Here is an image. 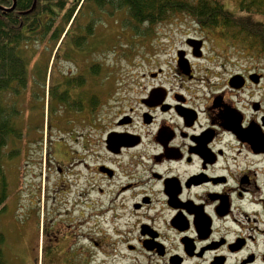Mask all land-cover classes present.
<instances>
[{
    "label": "flooded vegetation",
    "instance_id": "obj_1",
    "mask_svg": "<svg viewBox=\"0 0 264 264\" xmlns=\"http://www.w3.org/2000/svg\"><path fill=\"white\" fill-rule=\"evenodd\" d=\"M82 1L46 34L52 14L20 25L26 66L0 92V264H264V4L222 6L228 28L171 21L108 102Z\"/></svg>",
    "mask_w": 264,
    "mask_h": 264
},
{
    "label": "trees",
    "instance_id": "obj_2",
    "mask_svg": "<svg viewBox=\"0 0 264 264\" xmlns=\"http://www.w3.org/2000/svg\"><path fill=\"white\" fill-rule=\"evenodd\" d=\"M78 2L79 0H15V7L11 14H7V17L0 16V92L7 87L8 68L22 69L26 66L25 61L20 56L21 51L19 54V48H16L26 40L20 25L27 28L36 27L37 14H52L55 19H50L46 26V34L50 26L56 22L57 16L55 13L62 12L67 5H72L64 15V19L68 21ZM33 3H35L34 9L27 13L28 16H25L29 22H25L23 21L24 18L20 17L17 12L30 10ZM240 3L264 4V0H241ZM82 4L84 5L81 11L79 10L75 21H77L81 31H84L85 26H88L89 32L91 30L92 34L96 20H101L100 16L106 13L108 17L114 18L116 12L117 16L123 15L122 30L131 32V42L123 45L126 51L121 53V56L125 59L136 58L138 53L144 51L146 38L155 32L154 30L160 23H166L169 20L185 16L196 22H201L202 25L208 28L216 27L217 25L214 23L218 19L224 20L226 28H228V20L231 17L230 13L224 10L223 5L217 0H195L193 3L188 2V0H85L82 1ZM0 5L10 7L12 0H0ZM213 6L217 7L213 8ZM119 8H122V10L115 11ZM105 9H107L106 12ZM44 20H46L45 17ZM9 43H13L11 47ZM79 43L81 44L82 41H79ZM92 108H96L94 103Z\"/></svg>",
    "mask_w": 264,
    "mask_h": 264
},
{
    "label": "rangeland",
    "instance_id": "obj_3",
    "mask_svg": "<svg viewBox=\"0 0 264 264\" xmlns=\"http://www.w3.org/2000/svg\"><path fill=\"white\" fill-rule=\"evenodd\" d=\"M219 3L223 6L233 8L231 5H235L239 3L241 0H217ZM188 2H195V0H188ZM118 18V17H116ZM119 19V18H118ZM114 18L107 17L106 19H103L104 23L97 22L94 26V39H100L105 41L103 44H95L98 50L104 51L106 55V60H103V64H105L106 61V67L108 69V78L105 83V87L97 94L101 96H107V101H113L112 95L114 94V90L118 88L120 77L124 74L125 71V77H128L129 75L132 77H135L137 73H142V71H146L149 68L148 63H145L144 61H140L137 58H129L125 59L123 56H121V53L123 51H126L125 47L123 45H126L130 43V36L131 32L128 30H122L123 22L122 24L120 21H118L117 24L114 22ZM155 34L153 33V37H164V36H176L177 29L175 26L170 24H163L159 27H156L154 30ZM219 46L221 49L224 48V43H221L218 41ZM128 46V45H127ZM42 45L36 46V52L44 54V62L49 61L48 67L52 65V61L50 59V50H41ZM226 50V49H225ZM165 51H169L168 47H165ZM35 52V53H36ZM103 58V56H102ZM147 62L148 60L145 59ZM120 70V71H119ZM127 73V74H126ZM129 74V75H128ZM129 91L131 89H128ZM134 90V88L131 90V92ZM120 93V91H119ZM124 93V92H123ZM117 97L119 96L116 95ZM61 151H64L63 148ZM21 254V252H13L10 251L7 253L8 258H13L16 254ZM24 253V252H23Z\"/></svg>",
    "mask_w": 264,
    "mask_h": 264
},
{
    "label": "water",
    "instance_id": "obj_4",
    "mask_svg": "<svg viewBox=\"0 0 264 264\" xmlns=\"http://www.w3.org/2000/svg\"><path fill=\"white\" fill-rule=\"evenodd\" d=\"M13 1H14V0H13ZM13 8H14V2H13L12 7L9 9V11H11Z\"/></svg>",
    "mask_w": 264,
    "mask_h": 264
}]
</instances>
